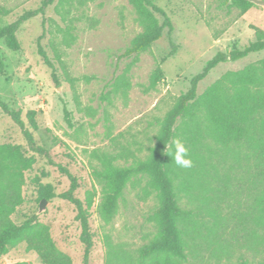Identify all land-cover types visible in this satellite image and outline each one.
<instances>
[{
    "label": "rangeland",
    "instance_id": "rangeland-1",
    "mask_svg": "<svg viewBox=\"0 0 264 264\" xmlns=\"http://www.w3.org/2000/svg\"><path fill=\"white\" fill-rule=\"evenodd\" d=\"M43 1L0 0V25L38 9ZM155 4L166 13L172 30L165 29L146 52L128 59L117 56L141 32L128 0H51L42 14L18 29V51L0 44L4 60L0 99L22 117L34 112L35 137L50 157L48 161L36 156L35 163L23 172L22 204L12 219L18 222L21 213L35 211L72 264H82L84 252L75 209L54 199L45 201L39 211V185L50 184L58 193L68 189L69 181L57 165L75 176L76 197L91 201L89 264H136L137 250L157 232V193L146 177L127 183L113 219L105 223L98 207L106 193L94 171L101 169L105 159L117 166L145 159L156 143L159 121L175 98L189 89L190 80L206 61L217 52L241 49L254 41L255 29L264 33V7L254 5L240 14L230 0H160ZM262 59L264 52L217 65L198 83L197 95L227 72ZM157 66L162 79L151 88L150 76ZM118 79L129 85L123 93L114 87ZM5 144L25 146L19 128L0 114V145ZM219 171L228 174L224 189H216L217 180H210L216 173L208 165L196 164L191 169L201 184L195 186L200 194L195 199L205 211H213L220 203L218 215L222 217L245 212L251 194L240 171L227 165ZM209 185L214 188L209 190ZM225 232L221 236L225 242L217 241L210 246L212 251H200L184 264H235L247 253L229 242V229ZM17 263L42 264L24 243L0 257V264Z\"/></svg>",
    "mask_w": 264,
    "mask_h": 264
},
{
    "label": "trees",
    "instance_id": "trees-1",
    "mask_svg": "<svg viewBox=\"0 0 264 264\" xmlns=\"http://www.w3.org/2000/svg\"><path fill=\"white\" fill-rule=\"evenodd\" d=\"M155 1L160 0H128L141 32L118 59L146 52L162 38L165 29L172 30L169 18ZM50 2L44 0L38 9L23 13L12 23L0 25V44L18 51V29L24 22L42 14ZM230 5L240 14L254 7L248 0H230ZM254 36V41L243 48L217 52L206 61L202 71L190 80L189 89L175 98L170 110L159 121L156 143L145 159H133L128 166H117L105 159L101 169L94 171L106 193L98 207L105 223L113 219L127 183L146 177L157 193L158 206L154 213L157 232L137 250L136 264H184L190 257L197 258L200 251H212L210 246L217 241L225 242L221 236H226L227 229L229 242H234L250 256L239 257L235 264H253V261L264 264V59L241 70L227 72L197 95L198 83L217 65L264 52L263 31L255 29ZM38 54L49 65L40 49ZM3 70L4 60L0 54V78ZM161 79L162 71L157 66L150 76L149 86L154 88ZM114 87L123 93L129 85L118 79ZM0 114L19 128L25 142V146L0 145V257L10 248L24 243L25 249L34 252L42 264H72L71 258L55 245L48 226L39 223L35 211L21 213L18 222L12 219L22 204L23 172L35 163L36 156L48 161L50 157L35 137L37 127L33 111L22 117L7 101L0 99ZM174 138L184 143L192 167H179L169 156ZM196 164H206L213 169L216 174L210 180H217L216 189H224L228 177L226 172L220 174L219 169L226 165L229 169H238L251 194L246 211L222 217L218 215H221L220 203L215 205L217 214L215 209L205 211L195 199L200 197L195 186L201 185L191 173ZM57 169L67 177L68 189L58 193L50 184L39 185V200L60 199L74 207L79 240L84 245L82 264H89L88 209L91 201L76 197L77 178L60 165ZM212 188L214 186L209 185V190Z\"/></svg>",
    "mask_w": 264,
    "mask_h": 264
},
{
    "label": "clouds",
    "instance_id": "clouds-1",
    "mask_svg": "<svg viewBox=\"0 0 264 264\" xmlns=\"http://www.w3.org/2000/svg\"><path fill=\"white\" fill-rule=\"evenodd\" d=\"M169 156L174 163L182 168L192 167V160L189 158L188 150L184 146V143L179 138H174L171 141V147L169 149Z\"/></svg>",
    "mask_w": 264,
    "mask_h": 264
},
{
    "label": "water",
    "instance_id": "water-1",
    "mask_svg": "<svg viewBox=\"0 0 264 264\" xmlns=\"http://www.w3.org/2000/svg\"><path fill=\"white\" fill-rule=\"evenodd\" d=\"M252 4L260 7H264V0H248ZM45 201L42 200L39 204V211H42L44 209Z\"/></svg>",
    "mask_w": 264,
    "mask_h": 264
}]
</instances>
